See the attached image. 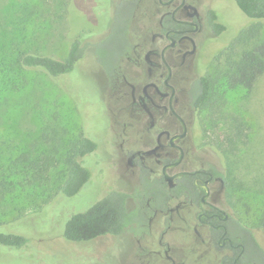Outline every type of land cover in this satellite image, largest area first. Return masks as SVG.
I'll list each match as a JSON object with an SVG mask.
<instances>
[{
	"label": "flooded vegetation",
	"instance_id": "flooded-vegetation-1",
	"mask_svg": "<svg viewBox=\"0 0 264 264\" xmlns=\"http://www.w3.org/2000/svg\"><path fill=\"white\" fill-rule=\"evenodd\" d=\"M88 3L94 18L109 20V26L100 31L87 23L92 29L80 26L72 41L79 38L85 48L74 69L91 75L101 108L93 113L94 137L85 126V111L72 98L96 148L83 157L91 173L88 182L70 197L80 196L87 184L94 203L127 193L131 213L124 231L91 240L111 237L120 245L130 240L121 264H264L253 230L227 199L226 178L213 163L214 148L203 142L198 118L203 106L195 105L209 67L225 60L236 2ZM103 39L110 45L105 53ZM92 65L102 72L99 84ZM69 82L71 91L79 90ZM93 98L91 103L98 105ZM120 181L130 190L119 189ZM95 183L101 192L95 187L93 192ZM126 234L132 238L123 239Z\"/></svg>",
	"mask_w": 264,
	"mask_h": 264
},
{
	"label": "rangeland",
	"instance_id": "rangeland-1",
	"mask_svg": "<svg viewBox=\"0 0 264 264\" xmlns=\"http://www.w3.org/2000/svg\"><path fill=\"white\" fill-rule=\"evenodd\" d=\"M88 4V0H0V175L15 184L14 190L0 200V226L27 232L30 239L21 248L1 246L0 264L123 262V247L130 240L120 245L111 237H100L77 243L64 236L71 215L93 205L95 197L90 185L84 186L82 194L76 197L57 193L67 172L63 162L48 170L40 183L29 166L50 147L42 135L48 123H55L60 133H64L66 142L74 141L81 119L73 99L85 111L88 132L94 137L97 135L98 125L93 113L101 106L90 74L75 68L57 82L44 71L24 69L19 63L22 52L65 59L72 41L81 33L80 26L90 30L96 25L100 31L108 27L109 20L97 21ZM232 12L237 21L226 34L225 40L229 42L226 51L234 44L240 27L251 28L256 22L238 5ZM257 26L259 33L255 40L264 39V21ZM105 39L100 43L105 46L104 53L110 47L104 44ZM242 42L235 48L233 45L234 54L249 45ZM222 59L214 61L213 65L217 67L224 62ZM212 69L210 66L208 71ZM92 72L99 84L102 72L93 65ZM69 80L78 86V91H71ZM92 98L98 105L91 103ZM106 98L109 102L108 91ZM221 101L220 105L207 103L198 114L203 142L214 148L213 163L226 178L227 199L234 203L242 220L264 246L261 226L264 217V75L256 79L250 90L243 86L227 90ZM25 154L27 160L23 158ZM95 184L93 192L94 187L96 193L101 192V186ZM117 187L129 191L131 185L120 181ZM122 238L132 237L126 234Z\"/></svg>",
	"mask_w": 264,
	"mask_h": 264
},
{
	"label": "trees",
	"instance_id": "trees-1",
	"mask_svg": "<svg viewBox=\"0 0 264 264\" xmlns=\"http://www.w3.org/2000/svg\"><path fill=\"white\" fill-rule=\"evenodd\" d=\"M234 1L247 17L256 21L251 28L242 27L240 29L233 44L234 48L239 41L249 45L237 55L234 54L236 50L231 45L227 50L228 53L226 51L224 62H221L217 67L213 66V69L203 77L201 91L195 99L197 107L205 106L207 103L220 105L227 90L238 86L250 90L256 79L264 75V39L255 40L259 33L257 25L264 21V0ZM80 42V39L77 38L70 45L65 59L34 52H22L19 59L20 66L24 69L42 70L55 81L60 82L63 75H68L73 71L76 61L83 53L85 48L81 49ZM79 108L81 109V105ZM79 108L76 106V109L80 110ZM81 114L83 115V111H79L80 119ZM42 135L43 140L50 147L30 162L29 166L33 169V177L40 183L48 170L57 166L58 162H63L67 166V172L57 193L63 192L67 196L75 195L89 180L91 173L84 165L83 157L88 151L96 148V142L85 135L81 123L77 128L73 142H66L64 133H60L54 122L45 125ZM23 158L27 160L28 156L25 154ZM13 185H15L14 182L7 181L0 175V200L5 199V195L14 190ZM113 196L114 194L108 195L93 203L89 209L71 215L65 226V238L72 241H87L107 233L119 234L124 231L129 223L125 221L127 215H131L126 205L128 194L121 193L120 199H114ZM53 197L54 195L51 196V200ZM261 226L264 228V217ZM16 230L0 226V248L2 250L1 246L21 248L29 242L27 232L24 234ZM252 239L264 257V246L257 240L254 233ZM1 256L4 257L3 254Z\"/></svg>",
	"mask_w": 264,
	"mask_h": 264
}]
</instances>
